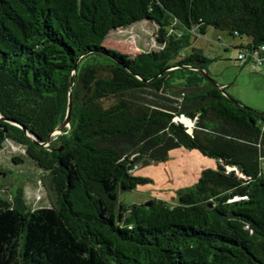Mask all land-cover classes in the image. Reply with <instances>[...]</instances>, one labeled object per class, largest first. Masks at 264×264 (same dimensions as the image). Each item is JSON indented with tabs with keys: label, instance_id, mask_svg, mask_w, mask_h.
I'll return each mask as SVG.
<instances>
[{
	"label": "trees",
	"instance_id": "obj_1",
	"mask_svg": "<svg viewBox=\"0 0 264 264\" xmlns=\"http://www.w3.org/2000/svg\"><path fill=\"white\" fill-rule=\"evenodd\" d=\"M140 22L162 50L105 46ZM209 28L264 64V0H0V152L23 147L54 199H0V264H264V112L217 87L195 46ZM175 150L218 168L175 203L120 201L150 183L137 167Z\"/></svg>",
	"mask_w": 264,
	"mask_h": 264
},
{
	"label": "rangeland",
	"instance_id": "obj_2",
	"mask_svg": "<svg viewBox=\"0 0 264 264\" xmlns=\"http://www.w3.org/2000/svg\"><path fill=\"white\" fill-rule=\"evenodd\" d=\"M156 32L157 26L154 23L140 22L125 30L111 32L105 46L129 56L159 52L163 46L156 41ZM239 41L238 38L209 28L208 33L195 42V46L203 49L208 56L216 57V61L210 64L209 71L229 97L252 110L264 112V65L255 68L252 62L246 65L238 62L239 50L235 46ZM177 120L193 133L192 121L184 116ZM57 136L52 135L53 138ZM15 157L24 159L19 164H13ZM170 158L165 163L137 167L132 173L133 176L147 178L150 183L140 185L134 191L121 193L120 201L125 205L142 204L155 199L175 203L179 189L194 186L202 171L218 168L216 160L196 151L175 150L171 152ZM172 167L176 168L174 172ZM0 168L3 171L9 169L7 173L0 175V199L11 200L22 190L23 198L30 208L50 206L54 199L53 194L45 187L46 173L26 157L23 147L7 143L0 152Z\"/></svg>",
	"mask_w": 264,
	"mask_h": 264
},
{
	"label": "water",
	"instance_id": "obj_3",
	"mask_svg": "<svg viewBox=\"0 0 264 264\" xmlns=\"http://www.w3.org/2000/svg\"><path fill=\"white\" fill-rule=\"evenodd\" d=\"M201 72H202L206 77H209V78H210V76L207 74V72H205V71H201ZM216 85H217V87H218L220 90L223 91V93H225V90H224L223 87L219 86L217 83H216ZM225 94H226V93H225ZM71 110H72V102H71V95H70L69 108H68V114H67L66 121H65V123H64L60 128H58L56 131H54V132L51 134V136H52V135H60L61 132H62L66 127L69 126V124H70V118H71ZM177 121H178V120H177ZM184 125H185V124H184ZM185 126H186V125H185ZM23 130L26 132V134H27V136H28L29 139H31L32 141H34V142L37 143V140H36L33 136L29 135V134L27 133V130H26V129L23 128ZM50 141H51V138L48 140V143H49ZM48 143H47V144H48ZM44 146H45V145H44Z\"/></svg>",
	"mask_w": 264,
	"mask_h": 264
},
{
	"label": "crops",
	"instance_id": "obj_4",
	"mask_svg": "<svg viewBox=\"0 0 264 264\" xmlns=\"http://www.w3.org/2000/svg\"><path fill=\"white\" fill-rule=\"evenodd\" d=\"M249 44V40L247 39V38H245V39H240V41H239V43L236 45V46H240V45H248ZM203 50V49H202ZM204 51V50H203ZM205 52V51H204ZM206 54V53H205ZM207 55V54H206ZM210 58L211 59H216V57H211L210 56ZM264 65V64H263ZM184 151H187V150H184ZM171 159V158H170ZM172 169V171L174 172L175 171V169L176 168H171ZM183 169H185V166L183 165ZM165 200V199H164ZM148 201V200H147ZM165 201H167L168 202V200H165ZM172 201H175V200H172ZM173 203V202H172Z\"/></svg>",
	"mask_w": 264,
	"mask_h": 264
},
{
	"label": "built area",
	"instance_id": "obj_5",
	"mask_svg": "<svg viewBox=\"0 0 264 264\" xmlns=\"http://www.w3.org/2000/svg\"><path fill=\"white\" fill-rule=\"evenodd\" d=\"M236 34H237V33H236ZM256 57H257V56H256ZM256 57L254 58V62H253L254 65H255V66H256V65H257V66H258V65H261L262 63H261ZM244 58H245L244 55L239 57V59H241V60H243Z\"/></svg>",
	"mask_w": 264,
	"mask_h": 264
},
{
	"label": "flooded vegetation",
	"instance_id": "obj_6",
	"mask_svg": "<svg viewBox=\"0 0 264 264\" xmlns=\"http://www.w3.org/2000/svg\"><path fill=\"white\" fill-rule=\"evenodd\" d=\"M0 175H3V172H1Z\"/></svg>",
	"mask_w": 264,
	"mask_h": 264
}]
</instances>
